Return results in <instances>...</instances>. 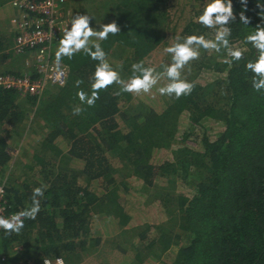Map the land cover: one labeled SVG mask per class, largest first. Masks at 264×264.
Listing matches in <instances>:
<instances>
[{"label": "trees", "instance_id": "1", "mask_svg": "<svg viewBox=\"0 0 264 264\" xmlns=\"http://www.w3.org/2000/svg\"><path fill=\"white\" fill-rule=\"evenodd\" d=\"M11 1L0 0V18L16 14ZM172 1L66 3L74 16L92 9L96 19L90 26L96 30L117 23L119 34L104 41L93 37L90 46L100 43L113 69L127 80L133 64L143 61L150 67L146 59L164 40ZM187 1L201 4L183 27L181 40L188 35L214 39L215 30L197 22L211 0ZM232 3L236 21L228 25L229 40L244 59L226 62L231 59L226 52L201 49L196 75L186 77L195 84L192 93L163 100L159 108L150 99L120 92L118 85L102 90L94 107L81 105L77 92L91 94L97 64L83 52L62 59L65 85H47L40 96L0 86V186L6 210L29 208L33 189H44L35 220H25L19 234L6 236L0 230V253L8 264L57 258L81 264L102 244L95 221L116 235L115 253L125 264H264V94L252 89L245 64L258 53L244 39L257 25L264 27V9L257 7L264 0ZM242 11L247 25L240 21ZM15 35L0 36V66L11 61L1 74L36 78L33 67L22 72L14 66L18 57L9 48ZM60 40L51 48L55 62ZM207 74L211 78L202 83ZM76 80L83 81L79 88ZM78 105L85 111L74 116ZM30 116L38 140L28 161L18 162L16 175L10 170L7 138L15 132L21 136ZM129 179L141 183L146 204L147 196L150 205L163 210L164 223L133 224L126 208Z\"/></svg>", "mask_w": 264, "mask_h": 264}, {"label": "clouds", "instance_id": "2", "mask_svg": "<svg viewBox=\"0 0 264 264\" xmlns=\"http://www.w3.org/2000/svg\"><path fill=\"white\" fill-rule=\"evenodd\" d=\"M246 6L247 0H241ZM257 7L264 9V5L258 3ZM93 17L85 14H77L70 22V27L64 32L63 38L59 41V47L55 53L56 64L59 65L64 57L71 59L77 53L83 52L93 61H96L95 71L91 77V94L83 90L77 92V97L81 105L94 107L100 98V92L107 90L112 85H118L122 93L134 95L148 94L158 84L161 77L167 78L168 83L158 89L162 96L180 99L192 93L195 88L194 82H189L182 78L183 70L190 66L201 56V49L204 51H215L216 53L226 52L230 61L239 62L244 59V53L239 48H234L230 44L231 36L230 23L236 21L232 0H211L203 12L197 17V22L207 29L215 30L214 39H206L203 35H188L181 40L177 37V42L167 47L164 51L171 56V62L163 66V71L158 72L153 67H145L143 61L131 66V76L125 80L119 72L113 69L107 60V54L100 43H92L93 37L98 41L107 40L109 34L117 35L120 27L116 22L101 24L96 30L90 26ZM240 21L247 25L249 18L240 13ZM245 43L250 44L258 53L254 61H248L245 68L252 74V89L254 92L264 94V27L257 25L255 31L245 38ZM83 83L82 80L75 81V87ZM85 111L84 107H73L74 116L81 115ZM3 189H0V193ZM44 196V189L36 187L32 191L31 206L18 211L10 217L0 216V229L5 235L19 234L24 228V221L35 220L41 210L40 198ZM47 264V262H45Z\"/></svg>", "mask_w": 264, "mask_h": 264}, {"label": "rangeland", "instance_id": "3", "mask_svg": "<svg viewBox=\"0 0 264 264\" xmlns=\"http://www.w3.org/2000/svg\"><path fill=\"white\" fill-rule=\"evenodd\" d=\"M185 1L184 0L172 1L173 5L169 7L167 13V23L165 28L164 40L154 51L150 53V55L146 59V63L150 67L155 68L158 72H162L163 66L171 62V56L167 54L164 50L167 47L177 42V37L180 38L183 27L188 22V20L193 16V12H196L200 8L199 4H201V2H198V6L197 5L194 6L193 4L190 3V1L189 2L188 1L185 2ZM63 11H64V15H63L64 19L69 18L71 22L73 18L71 15L72 12L74 11L68 5V3H65ZM78 14L80 15L87 14L93 17L91 22L96 19V15L92 9L81 10L80 12H78ZM9 26L11 27L10 24L6 26L4 22L0 21V36L8 37V35L11 32H13L12 27L11 29H9ZM212 34L213 32L211 33V35ZM62 38L63 36H61V39ZM13 54L14 57H18L14 60L17 63V65L14 66H17L16 68H20L19 69L20 71L22 72L27 71L28 69L32 71V67L34 68L33 70H35L34 52H25L20 54L13 53ZM201 56L198 60L191 62L190 66L186 67L183 70L182 78L186 79L187 76L196 75L195 69L200 64V60L202 59ZM10 64L11 61L6 65H1L0 74ZM26 74H30V73H26ZM202 77L200 78V81L202 83H205V81L203 80H209L211 78V75L207 74L204 76V78ZM167 83H168L167 78L162 76L158 84L151 90L150 93L133 95V96L135 98H139L144 101L145 100L149 101L150 99L151 102H153L154 104L153 106L159 108L160 106H162L163 100L166 101V99L167 100L170 99V97L162 96L158 92V89L162 86H165ZM31 116H33V113H31ZM31 116L28 119V123L26 127L23 128L24 132L21 136H18L15 132L14 136L10 137V139L7 138L11 152L10 170L16 175L19 172V167L17 165L18 162L20 161L24 163L28 161V159L31 156L30 155L31 152L33 151L32 148L35 145L34 143H36V141L38 140V134L32 131L34 130V128L38 129V127L36 123L31 122ZM128 182L132 189L131 190L132 193L126 198V202H127L126 208L130 212V214L134 216L133 224L150 223L151 225L156 226L160 223H164L166 220V215L163 212V210L159 208L157 204L150 205V203L153 202H151L152 200L149 199L147 196H146L147 204L145 203L146 201L144 200V197L140 193L141 183L138 182L137 180H132V179H129ZM99 225H100L99 222L95 221L93 226L95 230L98 229L97 231L99 232V235L103 237L102 244L94 255L85 259L81 264H125L124 259L115 253V249H114L115 241L119 242V240H115L116 235H112L108 233L107 230L100 228ZM120 242L124 243L125 245L124 239L120 240ZM127 254L130 255L131 253L128 252Z\"/></svg>", "mask_w": 264, "mask_h": 264}, {"label": "built area", "instance_id": "4", "mask_svg": "<svg viewBox=\"0 0 264 264\" xmlns=\"http://www.w3.org/2000/svg\"><path fill=\"white\" fill-rule=\"evenodd\" d=\"M67 0H13L11 6L15 15L11 17L10 25L15 32V38L10 51L16 54L34 52L37 77L24 74L22 77L0 75V86L5 89H15L21 95L32 94L40 96L47 85L64 86L67 70L57 65L51 57L53 42L61 39L70 26L69 18L64 19V4ZM0 189H2L0 187ZM15 213L6 210L3 192L0 193V216L10 217ZM1 230V229H0ZM7 257L0 253V264H6ZM64 264L61 258L44 259L43 264Z\"/></svg>", "mask_w": 264, "mask_h": 264}, {"label": "crops", "instance_id": "5", "mask_svg": "<svg viewBox=\"0 0 264 264\" xmlns=\"http://www.w3.org/2000/svg\"><path fill=\"white\" fill-rule=\"evenodd\" d=\"M5 11V10H4ZM11 13H12V10H11ZM7 14H9V13H7ZM13 14V13H12ZM72 17H74V13L72 12V15H71ZM11 17H12V15L10 14V15H8V16H2L1 18H0V21L1 22H4L5 24H6V26H8V24H10V20H11ZM9 29H11V27L9 26ZM11 31V30H10ZM16 252L17 253H19L20 251H19V249H17L16 250ZM8 261V260H7ZM6 261V262H7ZM6 264H8V262L6 263Z\"/></svg>", "mask_w": 264, "mask_h": 264}]
</instances>
